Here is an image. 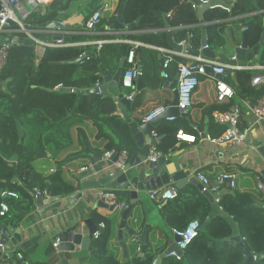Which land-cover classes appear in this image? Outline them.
<instances>
[{
  "label": "trees",
  "instance_id": "16d2710c",
  "mask_svg": "<svg viewBox=\"0 0 264 264\" xmlns=\"http://www.w3.org/2000/svg\"><path fill=\"white\" fill-rule=\"evenodd\" d=\"M53 5L54 3L51 4L52 8ZM262 10L264 0H234L230 10L222 7L208 8L203 13V20H199L190 0H127L123 18L126 23H132L139 18L136 25L138 29H161L162 15L168 12L169 24L175 28L172 30L173 39L177 43L186 40L190 46H196L199 42V27L196 25L206 23L207 44L217 50L225 46V31L229 25L235 23L249 25L246 30L247 44L250 48L257 44L263 30ZM54 15V10L43 15L32 13L26 24L30 29L36 28L45 25ZM235 17L236 19L230 20ZM230 29L235 31L232 26ZM166 37L165 31L138 36L140 41L146 44L168 48ZM94 47H45L38 62L35 60V45L32 41L9 48L6 63L0 74V192L13 191L18 193V198L10 195L0 197V201L8 205V211L0 216L1 220L9 217L13 222L19 223L32 213L35 203L31 190L37 184L44 188L46 183H49L53 196H72L81 187L75 176L80 167L94 163L107 151L124 148L130 152L135 147L129 125L118 113L113 98L102 93L60 90L61 87H94L101 81L100 65L104 70L105 67L114 72L117 70L120 46L102 44L98 49ZM131 48L133 46H128L127 50ZM136 49L137 47L135 51ZM87 51L96 52L99 61L90 56L79 62H66L79 58ZM181 60L183 58L174 56L164 73H167L172 63L186 64L185 60L179 62ZM254 63L264 65V41ZM126 66L124 63L123 69ZM147 74L148 69L142 73L144 78ZM254 75L255 71L251 69L231 70L227 79L233 95L224 97L217 104L210 106L207 109L208 114L227 112L233 107H239L241 99H249L254 104L264 96V82L251 85ZM125 92L129 94L131 90ZM138 108L139 103L136 100L130 106V112L135 121L141 124L147 114L137 115ZM16 120L20 121L24 135L18 134ZM212 122L217 127V123ZM158 124L153 127V131L160 138L154 145L164 156L174 148L178 127ZM224 130V126L220 127L216 137ZM39 148L45 149L55 164V171L48 175H43L33 168L32 162L36 159L35 154ZM12 161H16V166H13ZM14 173L16 181L13 180ZM255 187L259 192L258 187ZM113 191L117 202L129 201L128 196ZM256 194L255 191H235L220 201L223 211L232 216L238 225L239 233L250 248L251 255L258 256L256 262H248L247 257L243 256L246 252L238 244L222 241V238L231 235L232 229L225 217L216 215L203 229H199L198 235L186 247L183 252L185 260L167 255L160 264H264V258L261 257L264 254L263 196H259L261 205H257L252 196L257 198ZM138 213L139 210L134 205L127 216L126 227L122 229L123 240L127 246V255L124 256L122 247L116 240L120 211L115 209L107 215L92 211L90 218L93 224L97 226L103 223L104 226L99 230L97 237H92L88 247L92 260L85 264H154L155 257L165 250L167 241L164 240V235L161 236L162 239L156 238L157 240L153 237V241L149 240L143 256H139L133 238L144 227L143 220L136 217ZM207 213L206 205L199 213L181 217L182 221L179 223H169L173 228L184 229L194 219L202 223ZM46 250L51 253L52 245L47 246ZM29 264L48 263L35 259Z\"/></svg>",
  "mask_w": 264,
  "mask_h": 264
},
{
  "label": "crops",
  "instance_id": "0c3cea01",
  "mask_svg": "<svg viewBox=\"0 0 264 264\" xmlns=\"http://www.w3.org/2000/svg\"><path fill=\"white\" fill-rule=\"evenodd\" d=\"M224 1L231 4L232 7V2L234 0ZM121 2L122 0H50L48 3L38 4L37 7L34 9H32L27 4L26 5L30 11V14L34 13L35 15H43L48 12L51 13L54 10L55 15L53 18L50 19V21H47L45 25H39L36 28H32V30H34L35 35L42 36L38 37L39 39L50 42L62 38L65 42L72 43V45H90L87 44L88 41L98 40L103 41V44L119 45L121 48V53L117 59V65L122 56L123 49H128V46H131V43H129V41L142 42L138 38V36H140L141 34L157 31L166 32L170 30L171 39L175 42L172 35V30H174L175 28L171 26V24L169 28L164 27L163 15L161 20L163 27L161 29H138L136 28V25L138 23L137 22L131 30H110L109 26H111L116 20ZM52 3H54L53 8L51 6ZM51 9L52 11H50ZM97 9L101 10L102 13L100 23L97 24L93 31L89 32L82 30L80 25L83 24L84 20L90 15L92 11ZM194 10L196 11V9ZM263 11L264 10H262V12ZM169 16L170 13L167 12L165 14V19L168 22ZM59 18L63 20L61 21L62 28H46V25L48 23L52 21H58ZM231 19L234 20L236 19V17L230 18V20ZM205 24L206 23L202 22L196 25L199 27L200 33L198 44L196 46L191 45L189 47V45H187L188 41H186V44L183 47L181 46L182 50L188 49L191 54H194L191 51L192 49H201L202 32H206L207 35V29ZM237 25L243 26V24L241 23H235L233 25H229L226 31H229L232 41L236 44H239L241 41V33L236 28ZM230 26L235 28L234 32L230 29ZM18 35L20 36V34ZM0 36L1 43L3 41L4 36ZM54 36L59 37L54 38ZM225 41L226 42L223 49H217V52L221 51L229 59L234 54L227 42L226 34ZM142 43L145 45H140L137 47L135 61L137 69L139 67V63H141L143 66V71L148 69V74L144 78L142 72L140 75L142 84L140 90L136 91V84H134V87L129 93L131 95L136 92V96L131 102L130 106L133 102L137 100V102L139 103V108L137 109L136 113L137 115L143 113L148 114L153 109L160 106L165 107V103L167 101L173 100L174 92L170 90L167 86H165V81H172L175 78V75L177 73L176 67L178 66L174 63L170 64V67L167 70L169 76L165 78V68L163 67V63L161 62L162 60L164 61V59L170 54L167 50L172 49H170L169 47L164 48L152 44H146L144 42ZM91 46H95L94 48L97 49L96 45ZM248 48L250 47L248 46ZM44 49L40 52L35 50L36 62H38L40 56L43 54ZM141 49L148 51H141ZM179 58L182 59L183 57ZM255 59L256 56H253V60L251 62L245 61L240 64L253 65L254 68L251 70L255 71V75L263 76L264 78V65L255 64ZM183 60H185L186 64H189L191 62L190 58H183ZM183 60L179 62H184ZM215 60L222 61L218 58H215ZM105 72L110 75H113L115 73L114 71H111L109 68L106 67ZM198 80V86L192 94V103L189 109L183 115L174 117L173 120L165 118L161 120L158 124V126L162 124L176 126L178 127L177 132L181 131L182 134L192 136L194 139L193 141H185L176 137L174 148L170 150L166 155H164V158L166 159L164 166L166 167L168 172H180V177L175 182H172L171 184L165 186L163 189L169 187L176 188L178 192L177 197L172 200H161L157 196L154 198L147 196L146 211L144 210L145 213L143 212V214L139 211V213L141 214L138 213L136 216L140 220H143V227H148L147 246L149 245V240L153 241V237L154 239H162L161 236L164 235V240L167 241L165 247L166 250L169 246V241L174 240L175 238L172 233L173 227L169 223L170 221L179 223L182 221L181 217L199 213L200 210H202L206 205L208 206L207 216L211 213V204L209 200L205 197L203 192L198 189V183L192 182L193 180H196L195 172L197 171H202L209 177H213L218 173L226 171L233 172L237 175V184L234 188H230L228 186L220 188L219 192L221 193V196L218 200H216L220 209H222L220 205L221 199H223L229 194H233L235 191L250 193L254 191L257 192V198L254 195L252 196L254 201L257 202V205H261L259 196L262 194L260 190L258 192L255 187L256 184L253 179V174L260 175L261 178L264 180V119L256 120L252 113L253 103L249 99H241L240 106L238 107V109L240 117L239 127L240 129L242 128L241 130L245 131L243 141L238 145L217 144L211 141L212 139L217 138L216 136H218L219 134L218 132L220 131V127L224 126L225 128L224 124L218 123L214 118L215 112L212 114H208L207 112V109H209L210 106H212L214 103L217 104V102L221 101L216 97V81L218 80V78L213 75H210L208 72L203 70L199 73ZM227 80L225 79V81ZM101 82L102 78L100 83ZM251 85L254 86L255 84L251 83ZM129 113L135 120V117L130 112V110ZM212 121L217 123V127L215 126V124H213ZM200 126L203 127V131L200 130ZM212 134L214 136H212ZM159 138L160 137H158L157 135L153 143L157 142ZM153 143H150L148 145L149 150ZM119 150L121 152L124 150L126 153H128L127 149L120 148ZM44 151L48 154V156L35 159L32 162V165L37 172L43 175H48L55 171V164L50 158L49 153L45 149ZM13 162L16 163V161H12V164ZM16 164L13 166H16ZM89 164H93L94 168L91 172L84 174L83 177H85V179H82V175L79 173V169L75 172L76 179L79 180L80 184L89 179L100 178L103 174L107 173L108 170L112 167L109 163H102L100 159H96L94 163ZM14 175L16 174L14 173ZM35 187L36 186H34L33 189H35ZM40 189L42 192H44L46 186L44 188L40 186ZM96 191L91 190L82 192L79 198L75 197V194L78 191L74 195L69 197L61 198L58 196L61 201L60 206L56 209H53L47 214H39L40 209L35 207V210L29 215H27L22 222L15 223L9 217H5L4 221H6V224L8 226H13L15 228L21 229L23 235L25 236H30L31 234L33 235L34 231L37 233L46 234L50 230L52 231L56 229L58 231H62L72 226H77L78 232H80L82 235H87L88 230L86 226H84V222L88 218L91 219L90 214L92 211H96L101 215H107L115 209H118L117 206H115L112 211L105 208H99L97 206V203L100 200H97L95 198ZM118 192H120L123 196H128L122 191ZM13 198H18V193H16ZM125 203L127 202L125 201ZM215 216L216 215H213L211 219H213ZM56 238L57 237L51 238V242L47 245H38L37 248L30 255V260L32 261L37 259L41 261H46L48 264H85L88 260H92L89 255V246L86 250H82L79 245H75L73 251H58L56 248L53 247V242L56 240ZM49 245H52L53 247V251L51 253H47L46 250L47 246ZM136 245L139 255L138 242H136ZM165 250L163 251V253L165 252ZM21 253L23 254V252ZM10 254L11 253H9L8 255V261ZM161 254L157 256H160ZM165 256L161 257L160 263L162 262V259ZM256 261L257 259L252 260V262Z\"/></svg>",
  "mask_w": 264,
  "mask_h": 264
},
{
  "label": "water",
  "instance_id": "95a60500",
  "mask_svg": "<svg viewBox=\"0 0 264 264\" xmlns=\"http://www.w3.org/2000/svg\"><path fill=\"white\" fill-rule=\"evenodd\" d=\"M127 0H122L116 20L114 23L109 26L110 30L114 31H125L131 30L135 24L138 22L139 18L133 22L126 24L123 18V11L125 7V3ZM194 2L196 7V15L199 20H203V13L208 8L214 7H222L224 9L230 10L231 4L227 3L224 0H208L207 3L199 2L198 0H190ZM165 14L163 13L164 19V27L169 28L170 24L165 19ZM61 18L58 21H52L46 25V28L54 29V28H62ZM10 25H13L12 22H9ZM249 25H237L236 28L241 33V41L239 44H236L232 41L229 31H226L227 42L233 51L235 60L231 61L232 63H243V62H251L253 60V56H256L259 52L260 45L264 41V22H263V30L260 34L259 40L257 44L253 47L248 48V44L246 41V30ZM170 30L166 31L167 35V43L168 47L175 51H180L181 46L175 43L171 39ZM59 36H54L57 38ZM3 42H11V45H17L22 43H30L28 38H21L20 36L6 35L3 38ZM187 45L190 47V43L187 42ZM207 46L206 48H202ZM191 49V48H190ZM219 49H223V47H219ZM218 49V50H219ZM194 54H200L202 57L207 59H215L218 58L223 62L229 61L228 58L221 52H217V50L212 49L207 44V36L206 32H202L201 37V49H192ZM127 55V49L124 48L122 52V56L118 63V68L113 75L107 74L102 65L99 66V73L102 78V82L99 83V86H94L88 89H73V88H63L60 90L74 91L78 93L84 92H95L99 93V90L104 95H109L116 101V105L118 108L119 114L122 118L128 123L131 134L135 141V147L127 153V158L124 162L123 167H111L107 173L103 174L100 178L89 179L80 184V191L75 194V197L79 198L82 192L98 190V189H110L116 191H122L129 196V201L125 203L124 208L120 211V222L118 224V232H117V240L119 245L122 247L124 256L127 255V246L122 236V229L126 227V219L129 215L132 207L135 205L141 213H145L146 211V198L150 197V194L153 191L162 190L165 186L175 182L180 177V172L169 173L166 167L164 166L166 159L164 157L159 158L156 161H147L146 158L149 155V147L150 143H153L156 138L151 136V131L153 127L159 123L161 120L173 116L178 117L183 115L185 112H180L177 107V78L178 74L176 73L175 78L172 81H165V86H167L170 90L174 92V98L171 101H167L165 103V110L160 115L156 116L150 122L138 124L133 117L130 115V104L134 100L136 96V92L130 95L128 98V94L125 92V89H122L119 82L120 77L123 71L125 57ZM94 57L99 61L98 55L94 51H87L82 54L79 58L75 60H68L66 62H79L86 57ZM163 63V60L162 62ZM138 70L140 73L143 72V66L139 63ZM204 71L208 72L210 75L217 77L218 79L227 80L228 74L230 72L229 69H225L222 74H215L211 66L205 65L203 68ZM228 83V80L226 81ZM136 91L140 90L141 87V76H138L135 80ZM50 90V89H48ZM112 90V92H111ZM17 132L19 135H24L21 123L19 120H16ZM200 130L203 131V127L200 126ZM48 154L44 151L43 148H39L37 153L35 154V158L47 157ZM119 157V150L115 152V157L113 160H117ZM16 163L13 162V165ZM13 180H17L16 175L13 176ZM193 183H198V189L203 192L205 197L209 200L211 204V213L203 220L200 224V229H203L206 224L210 221L213 215H220L226 218V220L230 223L232 232L230 236L222 238V241H232L234 244H238L243 250L248 254L247 261L252 262L251 250L247 246L244 238L239 233V228L236 222L233 220L232 216L228 215L225 211L219 208V205L216 199H219L221 193L217 192H209L202 189V185L197 181L193 180ZM31 194L34 196L35 207L39 208V214L44 215L56 209L60 206V199L58 196L51 195L49 183H46V189L44 192L41 191L40 185L37 184L35 189H32ZM93 196V195H92ZM99 208H105L112 211L114 209L113 204H108L103 201H99L97 203ZM145 210V211H144ZM143 213V214H144ZM88 230L87 235H82L77 230V226H72L66 228L65 230L58 231L56 229L50 230L48 233H37L34 231L33 235L25 236L22 233L21 229L15 228L13 226H8L6 221L0 219V264H8V255L13 251H21L23 252L24 259L21 264H29L31 262L30 255L37 248V246H44L51 242V238L57 237L59 242L57 244L56 249L58 251H73L75 245H79L82 250H86L90 244L92 239V235L95 231H97V226L93 224L91 219H86L84 222ZM147 232L148 227H144L141 233L133 238V241L138 242L139 244V255L143 256L144 251L147 249ZM26 237V238H24ZM170 252H175L177 254H181V259L185 260L183 252L177 247L176 240H170L169 246L165 250L163 254L155 257L153 263L159 264L161 261V257L168 255ZM264 258V254L261 255Z\"/></svg>",
  "mask_w": 264,
  "mask_h": 264
},
{
  "label": "built area",
  "instance_id": "2783aa9c",
  "mask_svg": "<svg viewBox=\"0 0 264 264\" xmlns=\"http://www.w3.org/2000/svg\"><path fill=\"white\" fill-rule=\"evenodd\" d=\"M50 0H0V35H13L19 36L21 38H28L35 45V50L40 52L45 47H65L70 46L72 43L65 42L62 38L57 39L56 41H44L39 39L34 30L30 29L26 20L30 15V11L27 8V5L32 9L36 8L38 4L48 3ZM202 3H207L208 0H198ZM27 4V5H26ZM191 6L193 9H196L197 5L191 1ZM102 18L101 10L97 9L90 13V15L84 20L83 24L80 25L82 30L84 31H93L97 24L100 23ZM9 22H12L13 25H10ZM133 48L127 50V55L125 57V63L127 64L126 68L122 71L120 77V86L125 90H131L134 87L135 80L138 76L141 75L136 66L135 61V48L140 45H145L142 42L138 41H129ZM87 44L96 45V48H100L103 44V41H88ZM179 46H184L186 44V40H182L177 43ZM11 42H1L0 43V74L6 63L8 50L11 47ZM181 47V48H182ZM204 46L202 48H206ZM170 54L164 59L163 67L167 68L169 63L172 61L174 56L190 58L192 63L190 64H178L177 66V107L180 112H186L192 103V94L196 87L198 86V74L203 71L205 65L211 66L212 71L215 74H222L225 69L231 70H240V69H253V65H244L240 63H232L231 61L235 60L234 55L231 56L227 62L217 61L215 59H207L202 57L200 54L194 55L191 54L188 49L175 51V50H167ZM164 77L167 78L168 74L164 73ZM264 81L263 76L255 75L251 79L252 84H260ZM1 84V79H0ZM95 86H99V83H96ZM216 90H217V98L219 100L224 97H231L233 95V90L228 85L225 80L218 79L216 81ZM99 93L100 90H99ZM130 98V94L127 96ZM166 107L160 106L153 109L149 112L143 119L142 123L150 122L156 116L160 115L164 112ZM252 113L256 120L264 119V96L259 98L252 106ZM214 118L220 124L225 125V130L223 133L217 137L212 139L211 141L217 144H232L238 145L240 144L245 136V131L241 130L239 127V109L238 107H233L231 110L227 112H215ZM169 120H173L174 117H167ZM151 136L156 138L157 133L155 131H151ZM176 137L178 139H182L185 141H193L192 136H187L182 134L181 131L177 132ZM115 150L107 151L100 158L102 163H109L111 166L115 167H123L124 162L127 158V153L123 150L122 152L119 150V157L115 161L113 157H115ZM164 157L160 151H158L154 145H151L149 150V155L147 156V161H156L159 158ZM93 164H88L86 166H82L79 168V173L82 175V179H85L84 174L91 172L93 170ZM195 179L202 185V189L209 191L211 193L217 192L220 188L224 186H228L230 188H234L236 186L237 175L233 172H221L213 177H209L202 171L195 172ZM253 179L255 181L256 186L262 193V204L264 206V180L258 174H253ZM5 195L15 196L16 193L12 191H4L0 192V197ZM178 195L177 189L174 187L165 188L159 191H153L150 194L151 198L158 197L161 200H172L175 199ZM95 198L97 200H101L103 202L114 205L118 207L119 210H122L125 206V202H117L116 194L113 190L110 189H98L95 192ZM218 200V199H216ZM8 211V205L4 201H0V216L4 215ZM200 222L197 219L190 221L184 229L172 228V233L176 240L177 247L184 252L186 247L191 243V241L198 235L200 229ZM85 226V225H84ZM103 223L97 225V231H95L92 237H97L99 235V230L103 227ZM59 240L53 242V247L56 248ZM169 255H172L176 259H181V254H177L175 252H170ZM244 257H248L247 253L243 254ZM257 255H252V260L257 259ZM24 255L20 251H13L9 256L8 264H21L23 262Z\"/></svg>",
  "mask_w": 264,
  "mask_h": 264
},
{
  "label": "rangeland",
  "instance_id": "374dc122",
  "mask_svg": "<svg viewBox=\"0 0 264 264\" xmlns=\"http://www.w3.org/2000/svg\"><path fill=\"white\" fill-rule=\"evenodd\" d=\"M0 38H1V36H0Z\"/></svg>",
  "mask_w": 264,
  "mask_h": 264
}]
</instances>
